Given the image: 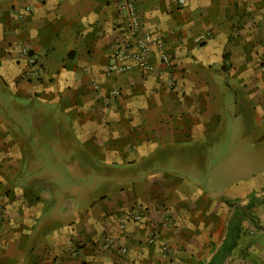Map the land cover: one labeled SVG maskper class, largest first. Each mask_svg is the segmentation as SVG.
I'll return each instance as SVG.
<instances>
[{
  "label": "crops",
  "instance_id": "crops-1",
  "mask_svg": "<svg viewBox=\"0 0 264 264\" xmlns=\"http://www.w3.org/2000/svg\"><path fill=\"white\" fill-rule=\"evenodd\" d=\"M124 1L0 0V264H264V0H131L147 74Z\"/></svg>",
  "mask_w": 264,
  "mask_h": 264
},
{
  "label": "built area",
  "instance_id": "built-area-1",
  "mask_svg": "<svg viewBox=\"0 0 264 264\" xmlns=\"http://www.w3.org/2000/svg\"><path fill=\"white\" fill-rule=\"evenodd\" d=\"M184 0H177L179 4H182ZM124 10V16L126 20V38L119 42L113 51L112 60L108 63L107 70L109 72L121 73L132 68H136L142 74H147L153 69L152 63L148 57L152 51V46H155L158 51L159 61L165 65H170L172 59L164 51L161 40L152 35L150 32L139 33V21L135 13L134 6L131 0H125L121 5ZM207 38L206 35H198L194 38L196 43H201ZM33 61L32 59L30 60ZM264 65V63H263ZM175 81L172 78H168L166 85L173 87ZM96 88L97 86L94 85ZM119 94L117 87H112L109 90V97L114 98ZM134 219H140L141 214L138 212L133 214ZM4 219L3 206L0 204V228ZM109 241L105 240L102 243L104 248L108 247ZM124 252L125 249L121 248Z\"/></svg>",
  "mask_w": 264,
  "mask_h": 264
},
{
  "label": "trees",
  "instance_id": "trees-1",
  "mask_svg": "<svg viewBox=\"0 0 264 264\" xmlns=\"http://www.w3.org/2000/svg\"><path fill=\"white\" fill-rule=\"evenodd\" d=\"M250 215V203H246L239 208H234L232 210L226 236L218 247L213 257L209 260L207 264H221V257L232 253L233 249L236 246V241L239 237L240 232V223L242 218Z\"/></svg>",
  "mask_w": 264,
  "mask_h": 264
},
{
  "label": "rangeland",
  "instance_id": "rangeland-1",
  "mask_svg": "<svg viewBox=\"0 0 264 264\" xmlns=\"http://www.w3.org/2000/svg\"><path fill=\"white\" fill-rule=\"evenodd\" d=\"M210 165V164H209ZM205 167H207V166H205ZM215 167H217V166H215ZM87 184L88 185H90V186H94V185H96L97 186V190H101L103 187H100V186H98V185H101V182H99V184L97 185V183L96 182H93V181H89V182H87ZM253 212H251L250 213V215H249V217H254V218H259V216H257V213H259V212H255L254 210H252ZM253 221L254 220H250V219H247L246 220V229H245V236H246V238H250V237H252L253 236V234H254V228H253V226H254V224H253ZM238 249V248H237ZM237 249H235V251H233V253L231 254V256H234L233 258H235V254H236V252H237ZM247 247L246 248H243L242 250H241V252H242V254L244 253V252H248L247 251ZM238 262H236V260H230V262H228L227 264H237ZM226 264V263H225Z\"/></svg>",
  "mask_w": 264,
  "mask_h": 264
}]
</instances>
